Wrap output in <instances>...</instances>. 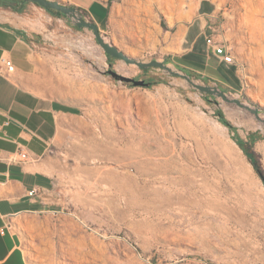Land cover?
Wrapping results in <instances>:
<instances>
[{
  "label": "rangeland",
  "instance_id": "rangeland-1",
  "mask_svg": "<svg viewBox=\"0 0 264 264\" xmlns=\"http://www.w3.org/2000/svg\"><path fill=\"white\" fill-rule=\"evenodd\" d=\"M202 1L210 4L203 23L215 28L205 26L203 43L205 34L222 33L245 65L239 72L233 66V77L230 66L203 73L177 56L189 44L187 29ZM263 1L108 0L101 33L141 61H163L264 114ZM25 2L21 8L12 3L16 9L0 3V19L38 35V81L32 87L78 110L49 152L58 164L57 211L13 219L29 262L264 264V179L239 144L255 154L264 174V123L256 114L158 67L138 66L131 76L148 85L115 78L109 70L121 59L101 48L108 62L102 71L93 55L72 43L79 28L70 18L59 22L47 9ZM93 12L100 17L103 10L96 5ZM147 28L154 30L150 40ZM88 35L98 52L94 32L88 29ZM218 61L214 56L212 65ZM124 99L131 102L129 118ZM167 163L178 169L157 172Z\"/></svg>",
  "mask_w": 264,
  "mask_h": 264
},
{
  "label": "crops",
  "instance_id": "crops-1",
  "mask_svg": "<svg viewBox=\"0 0 264 264\" xmlns=\"http://www.w3.org/2000/svg\"><path fill=\"white\" fill-rule=\"evenodd\" d=\"M70 1L96 22L100 30L107 26L108 0ZM96 5L103 10L100 17L93 12ZM199 10V16L187 29L185 40L189 44L177 56L183 65L203 73L213 67L216 70L223 65L228 67L220 61L212 65L215 55L202 41L205 26L208 31L215 29L208 20L203 23L205 15L210 14V4L202 1ZM37 38L25 26L0 19V60L7 56L15 65L12 75L0 74V264H31L22 237L13 228V219L29 213L57 211L53 208L58 201V164L55 155L49 152L61 141L60 129L65 120L74 121L78 114L76 106L65 98L32 87L38 81ZM216 70L214 73L218 74ZM44 83L41 84L48 89L50 83ZM20 148L28 153L25 161H20ZM31 190H36L34 195L29 194Z\"/></svg>",
  "mask_w": 264,
  "mask_h": 264
},
{
  "label": "water",
  "instance_id": "water-1",
  "mask_svg": "<svg viewBox=\"0 0 264 264\" xmlns=\"http://www.w3.org/2000/svg\"><path fill=\"white\" fill-rule=\"evenodd\" d=\"M24 1H32L47 10L56 9L62 12L68 18H70L73 24L76 25L79 29L87 28V29L92 30L96 36L97 41L99 42L101 47L104 49L105 53L108 54L109 56L118 58V59H123L129 63L131 62L137 63L141 69H149L151 67H158V68L164 69L165 71L169 72L172 75L181 76L185 78L194 88L200 90L201 92H206L209 94H217L219 96H222L223 99H225L226 101L235 102L241 105L242 107H245L246 109H250L252 112L256 114L257 118L264 123V120H262L261 117L259 116L260 108L252 109L250 106L241 102L239 99L229 100L225 91L219 89L218 86L211 85V84L197 83L187 72L181 71L180 69H174L171 66L167 65L166 63L158 59H152L150 61H141L135 58L134 56L127 54L124 50L120 49L113 42L107 41L105 37L102 35L99 25L93 20L87 18L84 15L83 11L77 8L76 6L68 5L59 0H24ZM109 72L115 78L121 79L126 82L133 83L134 85H148L149 84L144 79H136L131 76H125L117 72L114 69H110Z\"/></svg>",
  "mask_w": 264,
  "mask_h": 264
},
{
  "label": "built area",
  "instance_id": "built-area-1",
  "mask_svg": "<svg viewBox=\"0 0 264 264\" xmlns=\"http://www.w3.org/2000/svg\"><path fill=\"white\" fill-rule=\"evenodd\" d=\"M87 17V16H86ZM88 18V17H87ZM90 19V18H89ZM57 20L64 23L68 21L63 16H58ZM76 36H72V43L81 50H88L92 47L91 37L88 35V29H79ZM206 42L208 48L213 52V54L219 59L220 62L226 64L227 66H235L236 71L239 72L245 68L244 63L240 57L235 53L231 43L228 39L221 33L216 36L215 34H210L206 37ZM15 71V65L10 58L7 56H2L0 60V74L12 75ZM7 123H9L7 121ZM20 161H25L28 159V153L23 148H20ZM36 190L29 191L30 195H34ZM9 227V226H8ZM3 230L2 232H4Z\"/></svg>",
  "mask_w": 264,
  "mask_h": 264
},
{
  "label": "bare ground",
  "instance_id": "bare-ground-1",
  "mask_svg": "<svg viewBox=\"0 0 264 264\" xmlns=\"http://www.w3.org/2000/svg\"><path fill=\"white\" fill-rule=\"evenodd\" d=\"M264 2V1H263ZM262 2V3H263ZM262 5V4H261ZM264 5V4H263ZM263 11V10H262ZM264 13V12H263ZM254 17V16H253ZM35 22V21H34ZM33 22V23H34ZM29 23V21H28ZM36 23V22H35ZM159 32V31H158ZM146 33V39L147 40H150L151 37H153L154 35V30L151 31L150 28H147V31L145 32ZM106 39V38H105ZM107 40V39H106ZM108 41V40H107ZM98 48H100V50L98 49V52H95V49H88L87 51L93 55V57L96 58L97 60V65L99 64V68L103 71L107 66H108V62H107V56L106 54L101 50V45H97ZM87 53V52H86ZM88 53V54H89ZM116 70L125 75V76H132L134 75L137 70H138V64L137 63H134V62H126L125 60L121 59L119 64L116 66ZM229 100H233L235 97H232V96H228ZM116 102V101H115ZM117 103V102H116ZM123 103V106L126 108V117L129 118L130 114H132V110H131V102L130 100H122L121 101V104ZM231 103H235V102H231ZM261 117L262 120H264V114L263 113H260L259 115ZM119 117V116H118ZM120 120V119H119ZM259 125H262V122L260 121L259 122ZM108 131V130H107ZM120 152V151H119ZM171 169H178V167L176 166H170L168 165V163L165 165V166H159L157 168V172L158 171H162V172H169ZM173 192V191H172ZM177 195H180L182 194V192L178 191L176 192ZM180 198V197H179ZM262 253V252H261ZM263 254V253H262Z\"/></svg>",
  "mask_w": 264,
  "mask_h": 264
},
{
  "label": "trees",
  "instance_id": "trees-1",
  "mask_svg": "<svg viewBox=\"0 0 264 264\" xmlns=\"http://www.w3.org/2000/svg\"><path fill=\"white\" fill-rule=\"evenodd\" d=\"M14 2H16V4H20V6H19L20 8L24 7V5L26 4V2L24 0H1L0 1V3L3 4L4 6H11L13 9H16V6H12V3H14ZM48 11L53 15L66 17V15H64L62 12H60L56 9H49ZM234 70H235V68L233 66H230V68L227 71L228 75L233 77ZM218 113L221 116L222 121L224 123H226L227 125H230V123L225 119L223 112L219 111ZM239 144L243 147L247 157L250 159V161L252 162V164L254 165L256 170L259 172L261 177L264 179V174H263V172L259 166V163L256 159L255 154L253 152H251L248 147H246V144L243 141L239 140Z\"/></svg>",
  "mask_w": 264,
  "mask_h": 264
},
{
  "label": "flooded vegetation",
  "instance_id": "flooded-vegetation-1",
  "mask_svg": "<svg viewBox=\"0 0 264 264\" xmlns=\"http://www.w3.org/2000/svg\"><path fill=\"white\" fill-rule=\"evenodd\" d=\"M1 1V0H0Z\"/></svg>",
  "mask_w": 264,
  "mask_h": 264
}]
</instances>
